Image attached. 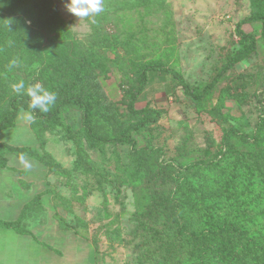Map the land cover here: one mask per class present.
I'll list each match as a JSON object with an SVG mask.
<instances>
[{
  "label": "rangeland",
  "instance_id": "rangeland-1",
  "mask_svg": "<svg viewBox=\"0 0 264 264\" xmlns=\"http://www.w3.org/2000/svg\"><path fill=\"white\" fill-rule=\"evenodd\" d=\"M53 1L64 21L59 30L68 38L70 57L76 59L92 47L94 56L105 64L106 75L98 76L104 89L99 104L113 105L121 126L136 120L126 112L119 85L122 79L135 76L140 66L157 63L180 74L191 87L205 86L221 70L237 42L236 23L257 9L255 0H150L146 4L144 0H104L105 11L92 23L91 19L79 20L66 9L70 0ZM33 28L40 31V39L46 44L48 31L41 26ZM242 29L255 36L256 51L227 70L200 106L193 104L180 86L173 85L169 75L153 71L139 102L149 100L159 111L160 120L135 134L134 146L107 145L102 151L85 148L92 169L79 165L75 139L64 137L66 126L72 132L80 126V113L75 108L64 113L62 123L52 132H45L42 146H38L22 113L14 126L0 131V141L38 147L50 156L53 169L46 176L51 189L47 197L54 203V214L61 217L63 226L90 243L97 264H149L139 261L137 250L142 242L137 243L133 231L142 187L133 175L136 168L128 164L134 149L146 145L159 149L150 157L140 156L146 168L153 158L185 164L202 155L207 141L212 150L223 149L221 136L228 130L250 135L259 116H264L261 23H244ZM56 30L53 26L52 34ZM106 41H110L107 46ZM114 44L116 49H109ZM25 68L20 64V75ZM222 113H226L225 118ZM231 141L236 142L233 136ZM237 148L246 147L238 144ZM115 155L125 169L116 167ZM9 163L23 168L15 155L9 156ZM1 184L0 179V195H5L1 194ZM6 198L9 196H0V219H8L6 212L13 211L4 205ZM17 258L18 264H23L24 255Z\"/></svg>",
  "mask_w": 264,
  "mask_h": 264
},
{
  "label": "trees",
  "instance_id": "trees-1",
  "mask_svg": "<svg viewBox=\"0 0 264 264\" xmlns=\"http://www.w3.org/2000/svg\"><path fill=\"white\" fill-rule=\"evenodd\" d=\"M144 2L150 3V0ZM254 4L257 9L236 23L237 42L221 70L205 86L191 87L180 74L157 63L140 66L135 76L122 79L119 85L126 112L136 120L121 126L113 105L109 108L99 104L104 89L98 76L106 75L105 64L94 56L92 47L76 59L70 57L68 38L59 30L64 21L54 1L0 0V131L15 125L21 109L32 111L36 119L29 122V127L42 146L45 132H52L62 123L64 113L75 108L80 113V126L74 132L66 126L64 137L75 139L79 165L92 169L85 148L102 151L107 145L134 146V135L160 120L159 111L149 100L144 104L139 102L153 71L169 75L172 84L180 86L191 102L200 106L227 70L256 51L255 36L242 29L244 23L260 21V37L264 40V0H255ZM33 26L48 31L46 44ZM53 26H57L54 34ZM109 43L106 41L105 45ZM114 48L115 44L109 47ZM12 59H18L19 66L9 71L7 66ZM22 63L26 67L24 75L19 74ZM21 79L26 87L39 82L56 93L51 111L29 109L30 97L26 92L12 91L10 85ZM220 115L226 117V113ZM232 136L235 143L231 141ZM222 144L223 149L214 151L207 141L202 155L185 164L175 159L153 158L148 169L141 157H150L159 149L146 145L133 150L128 164L136 168L133 175L142 183L133 227L137 243L142 242L137 250L139 261L264 264V116H259L250 135L239 130L226 131L221 136ZM238 144L246 148L238 150ZM7 154L18 157L25 154L48 171L53 169L50 156L38 148L4 141H0V168L7 167ZM115 164L125 169L117 155ZM55 217L63 226L61 217ZM0 225L20 230L19 221L0 220ZM63 227L71 229L67 225Z\"/></svg>",
  "mask_w": 264,
  "mask_h": 264
},
{
  "label": "crops",
  "instance_id": "crops-1",
  "mask_svg": "<svg viewBox=\"0 0 264 264\" xmlns=\"http://www.w3.org/2000/svg\"><path fill=\"white\" fill-rule=\"evenodd\" d=\"M11 155L14 154H7V167L0 168L4 186L1 194L6 193L0 196H9L4 205L13 211L6 212L8 219L0 220L19 221L20 230L0 228L1 264L2 259L3 264H15V260L18 264L20 255H24L23 264H97L90 243L72 229L61 226L55 217L54 203L46 192L47 168L38 162L41 166L32 163L30 171L24 167L17 169L9 163ZM21 195L23 199H19Z\"/></svg>",
  "mask_w": 264,
  "mask_h": 264
},
{
  "label": "clouds",
  "instance_id": "clouds-1",
  "mask_svg": "<svg viewBox=\"0 0 264 264\" xmlns=\"http://www.w3.org/2000/svg\"><path fill=\"white\" fill-rule=\"evenodd\" d=\"M66 9L78 17L79 20L91 19L92 23H96L95 17L105 11L104 0H70V3L65 5ZM2 50V49H0ZM18 59H12L7 66L9 71L12 68L18 67ZM13 92L16 94H23L26 92L30 97L28 107L31 110H39L42 113L51 111V106L55 104L57 95L55 92L48 90L42 83H35L33 85L25 86V81L20 80L10 85ZM22 118L28 122H35V116L32 111L25 112L21 109ZM19 162L25 170L32 169V163L25 154H20Z\"/></svg>",
  "mask_w": 264,
  "mask_h": 264
}]
</instances>
